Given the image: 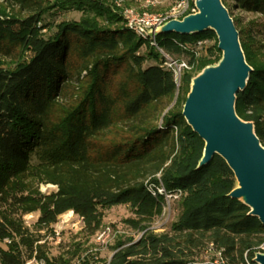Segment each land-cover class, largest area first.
Listing matches in <instances>:
<instances>
[{"label": "trees", "instance_id": "obj_1", "mask_svg": "<svg viewBox=\"0 0 264 264\" xmlns=\"http://www.w3.org/2000/svg\"><path fill=\"white\" fill-rule=\"evenodd\" d=\"M223 2L231 15L264 18V0ZM53 10L81 17L50 25ZM234 21L253 67L236 110L264 145V31L259 39ZM206 37L215 45L205 56L183 48ZM158 42L196 65L179 83L110 0H0L1 264H217L203 257L210 247L223 264H255L264 252V225L229 196L234 172L219 155L198 168L205 142L183 115L192 78L222 57L216 33H163ZM42 184L57 189L44 193ZM150 185L181 191L178 217L162 232L151 225L166 201ZM117 205L131 209L124 222L140 238L118 235L109 259L80 241L50 255L42 231L59 216L74 211L93 235ZM37 212L31 227L24 217Z\"/></svg>", "mask_w": 264, "mask_h": 264}, {"label": "water", "instance_id": "obj_2", "mask_svg": "<svg viewBox=\"0 0 264 264\" xmlns=\"http://www.w3.org/2000/svg\"><path fill=\"white\" fill-rule=\"evenodd\" d=\"M197 11L158 26L163 33L200 34L212 30L218 37L221 59L192 78L183 115L204 140L198 168L221 156L234 172L236 186L229 193L249 208L264 225V145L253 121L239 116L237 94L246 89L253 67L247 62L240 31L223 0H195ZM253 261L264 264V252Z\"/></svg>", "mask_w": 264, "mask_h": 264}, {"label": "rangeland", "instance_id": "obj_3", "mask_svg": "<svg viewBox=\"0 0 264 264\" xmlns=\"http://www.w3.org/2000/svg\"><path fill=\"white\" fill-rule=\"evenodd\" d=\"M115 4V0H110ZM169 4H164L160 10L167 9ZM232 17L238 20L240 28L250 27L254 35L261 39V30L264 31V18L260 14L247 12L241 9L233 8ZM81 12L78 11H61L53 10L46 16V22L50 25H55L62 20L66 19H80ZM215 45V40L210 39V46ZM150 49L146 51V46L142 48V52L148 53ZM208 50L204 53L207 55ZM218 55L217 52L214 53ZM150 62L146 63L147 66ZM152 63V62H151ZM197 74V73H196ZM57 187L53 184H42L41 190L44 193H49L56 190ZM180 212V203L178 199L170 200V204L166 203V209L163 214L156 218L151 225V229L156 232H162L170 229L171 223L177 219ZM133 216L131 209L127 205H117L110 209L104 210V222L99 231L93 235H88L87 231L84 230L83 219L76 213L70 211L59 216L57 222L53 224L49 229L43 230L44 238L47 244V249L50 255L56 256L61 253H65L68 249L72 248L76 242H84L87 250L98 255L102 258L109 259L113 254L112 245L115 239L120 234H127L135 237L136 239L142 236V231L133 230L129 228L124 220L128 217ZM39 213L27 214L24 219L28 225L33 227L34 223L38 220ZM110 230V237L106 243L98 241V234L103 230ZM220 253L210 247L205 251L203 257L207 260L213 258L217 259V264H223L219 258ZM1 264V263H0ZM28 264H43L41 261L32 260ZM257 264V263H255Z\"/></svg>", "mask_w": 264, "mask_h": 264}, {"label": "built area", "instance_id": "obj_4", "mask_svg": "<svg viewBox=\"0 0 264 264\" xmlns=\"http://www.w3.org/2000/svg\"><path fill=\"white\" fill-rule=\"evenodd\" d=\"M169 4L165 10H160L164 4ZM117 8L120 9L125 27L133 31L138 37L143 39L150 47L156 48L164 57V66L173 70L177 83L181 81L185 71H191L195 64L186 59H178L168 54L159 44L158 35L154 30L173 18H182L189 13L197 11L195 0H115ZM210 46L209 38H200L193 43L183 45V48L194 54L198 59L207 51ZM152 194L155 197L164 196L165 206L170 200L178 199L181 191H168L163 185H150ZM74 212V211H73ZM110 230H103L98 234V241L106 243L110 237ZM28 264V263H27Z\"/></svg>", "mask_w": 264, "mask_h": 264}, {"label": "bare ground", "instance_id": "obj_5", "mask_svg": "<svg viewBox=\"0 0 264 264\" xmlns=\"http://www.w3.org/2000/svg\"><path fill=\"white\" fill-rule=\"evenodd\" d=\"M71 213H74L73 211H70Z\"/></svg>", "mask_w": 264, "mask_h": 264}]
</instances>
